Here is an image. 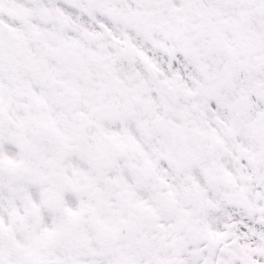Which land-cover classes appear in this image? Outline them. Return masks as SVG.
<instances>
[{
  "label": "snow or ice",
  "instance_id": "6c2138e0",
  "mask_svg": "<svg viewBox=\"0 0 264 264\" xmlns=\"http://www.w3.org/2000/svg\"><path fill=\"white\" fill-rule=\"evenodd\" d=\"M0 264H264V0H0Z\"/></svg>",
  "mask_w": 264,
  "mask_h": 264
}]
</instances>
